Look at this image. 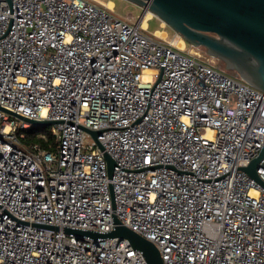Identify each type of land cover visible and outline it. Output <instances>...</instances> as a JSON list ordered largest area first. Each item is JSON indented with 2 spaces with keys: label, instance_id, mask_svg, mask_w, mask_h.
Instances as JSON below:
<instances>
[{
  "label": "built area",
  "instance_id": "built-area-1",
  "mask_svg": "<svg viewBox=\"0 0 264 264\" xmlns=\"http://www.w3.org/2000/svg\"><path fill=\"white\" fill-rule=\"evenodd\" d=\"M111 12L0 0V264H147L127 239L64 232L114 217L163 264H264V187L241 169L264 91ZM4 110L57 122L53 149L23 146L33 125Z\"/></svg>",
  "mask_w": 264,
  "mask_h": 264
},
{
  "label": "water",
  "instance_id": "water-1",
  "mask_svg": "<svg viewBox=\"0 0 264 264\" xmlns=\"http://www.w3.org/2000/svg\"><path fill=\"white\" fill-rule=\"evenodd\" d=\"M143 7L167 24L185 42L203 48L209 56L219 60L224 71L239 77L252 87L264 91V0H127ZM141 21L138 22V24ZM33 126L49 127L57 122L32 120L4 110ZM96 137L99 132L90 131ZM101 151L103 147L98 144ZM108 174L115 162L106 153ZM264 159V147L249 164L241 169L264 187L256 174ZM113 229L107 233L65 228L64 232L77 237L127 239L147 264H163L156 246L121 225L114 217Z\"/></svg>",
  "mask_w": 264,
  "mask_h": 264
},
{
  "label": "rangeland",
  "instance_id": "rangeland-1",
  "mask_svg": "<svg viewBox=\"0 0 264 264\" xmlns=\"http://www.w3.org/2000/svg\"><path fill=\"white\" fill-rule=\"evenodd\" d=\"M91 1L99 5L100 4L103 5L105 8L112 11L111 12L112 15L122 19H126L127 21L133 24L138 23L139 21L142 22L144 15L147 13L145 12L143 7L137 6L127 0H91ZM109 2L112 3L111 7L108 5ZM155 31L162 32L163 33L162 36L161 35L158 36H160V38H164L165 41L175 40L174 42L176 45H180L179 43L182 41L183 43L181 42V45L182 47L184 45L183 48L185 52L196 53L199 55L201 60L224 70V66L219 60L206 54L203 48L189 45L180 36H178V34L175 33L167 24H165L162 20H160L155 15L150 13L149 18L146 20V32L148 34H151ZM85 140H90V138L85 137Z\"/></svg>",
  "mask_w": 264,
  "mask_h": 264
},
{
  "label": "trees",
  "instance_id": "trees-1",
  "mask_svg": "<svg viewBox=\"0 0 264 264\" xmlns=\"http://www.w3.org/2000/svg\"><path fill=\"white\" fill-rule=\"evenodd\" d=\"M16 134L19 142L25 147L37 145L47 150H52L54 147L50 127L30 126L27 129H19Z\"/></svg>",
  "mask_w": 264,
  "mask_h": 264
},
{
  "label": "bare ground",
  "instance_id": "bare-ground-1",
  "mask_svg": "<svg viewBox=\"0 0 264 264\" xmlns=\"http://www.w3.org/2000/svg\"><path fill=\"white\" fill-rule=\"evenodd\" d=\"M111 4H112V3L109 2L108 5L111 7ZM149 16H150V12H149V13L147 12V13L144 15L143 20H142V22H141V23H142V27H144V28L146 27V20L149 18ZM155 33H156L157 36H158V35H161V36H162V34H163V33L160 32V31H155ZM181 42H182V41H181ZM181 42L179 43L180 45H178L179 47H182ZM182 43H183V42H182Z\"/></svg>",
  "mask_w": 264,
  "mask_h": 264
}]
</instances>
